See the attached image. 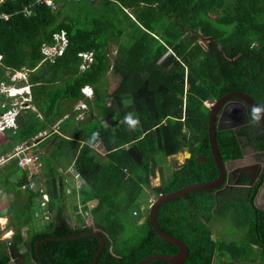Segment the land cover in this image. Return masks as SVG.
Instances as JSON below:
<instances>
[{"label": "trees", "instance_id": "obj_1", "mask_svg": "<svg viewBox=\"0 0 264 264\" xmlns=\"http://www.w3.org/2000/svg\"><path fill=\"white\" fill-rule=\"evenodd\" d=\"M34 1H0V14H8L7 20L0 19V84H9L4 72L22 69L30 70L28 81L35 83L29 107L20 111L16 128L5 130L0 138V156L24 143L36 153L35 146H44L45 153L52 148L53 157L70 149L68 144L62 147L65 139H55L52 131L49 138L33 143L82 100L81 88L90 86L93 97L84 100V117L95 120L94 124L87 129L74 127L70 138L83 133L90 145L99 141L105 151L103 159H98L96 152H80L73 161L90 187L83 189L80 201L83 207L90 200L97 201L91 212L97 219L92 227L72 228L67 223L60 203L65 200L66 184L57 170L67 166L62 161L53 167L43 155L41 175L47 177L44 192L48 201L42 208L51 222L32 233V221L44 218L36 216L42 211L41 188L22 191L28 174L17 167L16 159H10L0 167V185L6 193H13L7 213L8 227L14 232L9 247L0 241V264H12L10 257L26 264L30 259L36 264H91L100 247L98 238H60L91 233L93 227L104 241L95 264H138L149 256L176 254L177 248L152 230L148 217L139 225L144 228L140 241L120 252L121 244L119 248L115 242L124 231L122 218L127 211L137 225L141 218L138 200L145 197L144 189L158 197L216 179L207 138L209 109L204 102L237 91L264 105V0H60L54 13ZM59 34H64L67 43L62 54L45 60L41 47L54 46ZM109 45L116 48L113 59L108 55ZM158 49L168 51L163 59L158 57ZM86 53L92 61L83 65ZM109 71L119 78L112 93L107 92ZM124 101L130 104L123 106ZM9 108L6 105L0 112ZM74 114L58 124L63 135ZM129 115L134 123L126 122ZM110 118L120 121V126L104 127L102 122ZM215 137L223 162L242 156L236 131L216 132ZM183 149L190 156L174 171L171 181L151 187L160 162ZM12 176L19 181L11 183ZM221 187L218 194L216 190L192 191L165 202L156 212V224L187 246L182 264H212L215 257L229 250L236 251L235 258L240 255L232 242L225 244L212 237L210 221L223 209L243 205L249 242L241 250L255 251L254 259L264 264V210L249 201L257 187L250 198L242 188ZM126 189L129 193L121 210L108 209L106 201L116 203ZM25 227L23 240L21 230ZM46 238L58 240L39 243L35 250V244ZM23 245L26 249L20 254L18 248Z\"/></svg>", "mask_w": 264, "mask_h": 264}, {"label": "rangeland", "instance_id": "obj_2", "mask_svg": "<svg viewBox=\"0 0 264 264\" xmlns=\"http://www.w3.org/2000/svg\"><path fill=\"white\" fill-rule=\"evenodd\" d=\"M157 6H159L158 3L156 4V7ZM56 37L58 38V36H56ZM199 43L202 46H205V41H200ZM115 49L116 48H115L114 45H109L108 46V55H110V58H112V59L115 56L114 55L115 54ZM167 52L168 51L163 52L161 49H158L157 50V55H158L159 58L163 59ZM49 53H51V51H49ZM50 58H51V56H50ZM82 62H83L84 65L87 64L85 61H82ZM81 69H82V67H81ZM4 76L6 78H8V80H11V74L8 71L4 72ZM107 78H108L107 79L108 80L107 92L108 93H112L115 90V88L117 87L118 83H119V78L114 77L110 73V71L107 74ZM26 80H29V79H26ZM22 83H25V81H22ZM15 85L16 86H20L21 84L18 83V85L17 84H15ZM13 90H12V92L14 93ZM19 101H20L19 98H15L13 100V102H19ZM90 101H92V100H90ZM127 104L129 105L130 101H126V102L124 101L123 106H128ZM204 104H205L206 107L210 106L208 101L205 102ZM78 106H79V103L77 101L72 106V110L69 111L67 114L69 115V114H72L73 112H80V111H77V109H76ZM80 116L81 115H79L77 119H79ZM73 119H75V121H76L75 117ZM96 119H100V118L97 117ZM112 119L113 118H111V120ZM79 120H81V119H79ZM111 120L103 121L102 125L104 127H107L108 124L109 125L111 124L112 126H114L116 124L115 126L118 127V124L115 123V122H111ZM94 121L95 120H93V119L90 120L88 117L87 118L85 117L83 120H81L80 123H83L82 125L84 127H89L90 125L94 124ZM68 125L69 126L65 130H70V125H71L70 122L68 123ZM48 129H50V128H48ZM0 137H1V135H0ZM86 139H87V137H86ZM43 148H44V146L43 147L35 146L34 147V151H42ZM45 151H46V148H45ZM182 151H186V149H183ZM73 152H76V151L73 149ZM100 152L104 153L105 151L102 150V148H100V150H98V152H96V154H98ZM62 153H65V151L64 152H60L61 156L63 157ZM53 154L55 155L56 153L53 151ZM53 154H52V148H49L48 152L45 154V158H46L47 162H51V165L52 164L54 165L53 167H56L58 162L65 161L64 157L63 158H61V157L57 158V156L60 155V154L56 155V157H53ZM76 154H77V152H76ZM177 156L179 157V155H177ZM100 158H102V155L99 157V159ZM163 162H166V160H162L160 162L161 167L159 168V171L161 170L163 172L164 171L170 172V170H168L169 165H167V164H166L167 166L162 165ZM40 173H42V172H40ZM153 178H151V181H150L151 187L159 186V185H157L156 182H154ZM46 179H47L46 176H44L43 178L39 177V178H37V180L34 179V183L37 186L36 188L39 187L41 189H44V187H46V183H45ZM58 179H59V177H58ZM154 198H156V196ZM138 201H139L138 210H139L140 217L141 218L142 217L146 218L148 216V212H149L148 203L145 202V201L141 203V200H138ZM108 202H109V200H108ZM60 203L62 204V208L64 210L63 216L68 219V222L71 221L72 224H76L75 219L77 221H79V222H84L86 220V218H88V216H86V212L84 213L85 215H83L84 208H82V207H80V212H77L76 215L74 216L73 210L76 208L75 205H77L75 200H69V199H67L66 201L61 200ZM107 205L110 206L109 203ZM229 209L230 210L223 209V210H221V213H224V214L228 213V214L232 215V217L228 216L227 218L225 217V218H222V219H219L218 221H216V219H218V218H220L222 216V215H216L214 217L215 219L212 220V222H211L212 237L213 238L215 237L216 240L220 239L221 242L225 243V244H227L228 242H232V244L238 248V252H239V255H240L238 257L239 258H243V259H245V257H246L251 262L252 259H254V256L256 254L255 251H251L249 248H248V251H242L241 250V247H244L246 245L248 246V242H249V237L245 234V231H246V230H244L245 226L241 225V221L243 220V217H244V215H243L244 214L243 213L244 208H242L240 206H236L234 208H229ZM39 210H40V208H39ZM104 211L106 212L105 208H104ZM65 212H66V215H65ZM127 213L128 212L126 211L124 213L123 218H122L124 231H123L122 235L119 236L117 241L115 242L117 246H118V244H121V248H120V246H118L120 248L119 249L120 252H125V251L127 252L131 246L136 245L140 241V239L142 237V234H143V230H144V228L142 226H139L138 224L135 225L133 223L134 222L133 217L130 216L129 214H127ZM0 214L3 215V213H1V212H0ZM5 220H6L7 224H8V219L7 218H5V219L4 218H0V223L4 224ZM49 222H51V219H49V220H44L42 218H40L39 220L34 219L32 221V224H31L32 225V228H31L32 233L35 232L36 230L44 229L45 226L49 224ZM95 231H97V230H95ZM234 252H236V251H234V250L226 251L224 256L227 258V262H231V258L236 259V261L239 259V258H235L234 257L235 255L232 256Z\"/></svg>", "mask_w": 264, "mask_h": 264}, {"label": "crops", "instance_id": "obj_3", "mask_svg": "<svg viewBox=\"0 0 264 264\" xmlns=\"http://www.w3.org/2000/svg\"><path fill=\"white\" fill-rule=\"evenodd\" d=\"M1 2H3V0H0ZM115 55V54H114ZM1 99V101L2 102H4V103H6L7 104V102L6 101H4L2 98H0ZM207 102V101H206ZM205 103V102H204ZM82 114H80L79 112L78 113H75L74 114V117L76 118V121H75V119H73V121H72V123H71V125H70V130H66L65 131V135H63L62 133H60L59 131H57L55 134H56V137H54L55 139L58 137V136H60V137H62V138H64L65 140H64V143H62V147H66V145L68 144L71 148L70 149H67L66 151H65V153H62V155H63V157H64V160L65 161H63V163H62V165L63 166H67L65 169H63V167L62 166H60V167H58L57 168V170H58V172H59V176H62V174L61 173H66V172H68L69 173V168H70V165L72 164V161L75 159V158H77V156H78V154L80 153V152H83V153H87V152H98V150H100V148H102L101 147V142H99V141H96L94 144H92V145H90L88 142H87V139H86V135L85 134H83V133H80L79 135H78V137H74V138H70V135L73 133V128L74 127H81L82 129H87V128H89V127H84L82 124L83 123H80L81 122V120H79V119H77L78 118V116H79V114L81 115V117H84L87 113H84L83 111L81 112ZM85 118V117H84ZM83 118V119H84ZM87 118V117H86ZM82 119V120H83ZM109 120H111V118L110 119H107V121H109ZM62 121V120H61ZM106 121V120H105ZM111 122H115V123H117L118 124V127L120 126V124H121V122L120 121H115L114 119H112L111 120ZM120 123V124H119ZM116 125V124H115ZM112 126L111 124L109 125L108 124V128H110V129H115V128H118V127H116V126ZM54 141V140H53ZM98 144V145H97ZM73 149L77 152V154H76V152H73ZM103 150V149H102ZM45 151V149H43L42 151H37V153H39V162H40V167H39V171L41 172V170H42V167H43V164L41 163V161H40V157L41 156H43V155H45L46 153V151ZM45 153V154H44ZM97 155V157H98V159H99V157L102 155V158H100V159H103L104 158V156H105V152L103 153V152H100V153H98V154H96ZM177 155H179V157L177 156ZM189 156H190V154L187 152V150L186 151H182L181 153L179 152V153H177L176 155H173V156H170V157H167L165 160H166V162H163L162 163V165H165V166H167V165H169V167H168V170H170V172H166V171H161L162 173H159V171H158V169H156L155 170V174H154V178H153V180H154V182H156L157 183V185H159V186H162V184L163 183H167V182H170L171 181V179H172V177H173V173H174V171L175 170H177L181 165H183L184 164V162H185V160L186 159H188L189 158ZM62 156H61V158H63ZM14 159V158H13ZM10 160V159H9ZM7 162V161H6ZM6 162H3L2 164H0V167L2 166V165H4V164H6ZM167 164V165H166ZM45 166V165H44ZM44 169V168H43ZM124 172H125V170H123ZM40 172H38L39 174L38 175H34V176H40ZM34 176L32 177V180H33V182H34ZM41 178H43V176L41 175ZM14 180H16V181H14ZM19 181V179L17 178V177H14V176H12L11 178H10V182L11 183H17ZM63 183L64 184H66L65 185V200L64 201H66L67 199H69V200H75L76 201V204L77 205H75L76 206V208L73 210V214H74V216L76 215V213L77 212H80V207H82V208H84V212H83V215H85L84 213L86 212V216H88V218H86V220L84 221V222H79V221H77L76 219H75V221H76V224H72L71 223V221L70 222H68V219L67 218H65L66 219V221H67V223L72 227V228H77V227H83V226H87V227H92L93 226V224H94V222H95V220L97 219V218H95L94 217V213L92 214L91 212H92V210L96 207V204H97V201L96 200H90V201H88V202H86V206L85 207H83V205H82V203H81V201H80V196H81V193H82V191H83V189H85V190H87V189H90V187L88 188V187H86V185H85V183H84V181H81L80 183H78L77 185H73L72 184V181H71V183L69 184V183H66L64 180H63ZM156 185V184H155ZM89 186V185H88ZM157 187V186H156ZM163 187L164 188H167L165 185H163ZM35 188H36V185H35ZM238 188V187H237ZM0 189H2L3 190V187H1V185H0ZM37 189V188H36ZM243 189V188H242ZM245 192H243V193H246V189H243ZM23 191V190H22ZM128 193H129V190H127L126 189V191L123 193V195H122V197H120V199L116 202V203H114V202H111L110 200H109V202H108V200L106 201L107 202V204L109 203V205L110 206H108L107 205V208H110V209H112L114 212H119L120 210H121V208L123 207V205H124V203H125V201H126V198H127V195H128ZM144 193H145V197H141V198H139V200H141V203L142 202H147L149 199H152V197H155L154 196V194L151 192V191H149V190H146V189H144ZM264 193V189L261 191V193H260V195L258 196V198L256 199V204L260 207V208H262L263 210H264V197H262V194ZM247 196V195H246ZM13 193L11 192V193H6L5 192V198H3L1 201H0V212L1 213H3V215L2 214H0V218H9V215H8V213H7V209L9 208V205H10V203H12L13 201ZM41 207V206H40ZM240 207H243V205H240ZM42 208V207H41ZM40 208V209H41ZM42 211L40 212V213H36V216H41L40 214H42L43 215V219L44 220H49V219H51V218H49L50 217V215H48L47 216V211L46 210H44V208H42L41 209ZM63 212H64V210H63ZM98 212H101L100 210L98 211ZM97 212V213H98ZM214 213H215V211H214ZM220 215H222L220 218H218V219H216V221H218L219 219H222V218H227L228 216H230L231 217V215L230 214H228V213H219ZM65 215H66V212H65ZM225 215V216H224ZM51 216H55L54 214L53 215H51ZM215 217V216H214ZM95 218V219H94ZM244 218V217H243ZM40 219V218H39ZM215 218H213L212 220H214ZM144 220H145V217H142V218H140V220H138L137 221V224L138 225H140V224H142L143 222H144ZM211 222L212 221H210V226H211ZM214 223V222H213ZM3 225V224H2ZM241 225H244L245 227H244V230H246V228H247V226L243 223V220L241 221ZM240 225V226H241ZM94 228V231L95 230H98V229H96L95 227H93ZM5 229L7 230H11V232H12V236H13V232H14V230L12 229V228H9L8 227V224H7V222H6V225H5ZM26 230H27V228L25 227V228H22V230H21V232L22 233H25V235H26ZM1 232V231H0ZM3 232V231H2ZM211 232H212V229H211ZM24 238V237H23ZM23 240H26V238H24ZM252 248H258V247H256L255 245H253L252 246ZM19 253L20 254H23L24 253V251H25V246L23 245V246H20L19 248ZM226 252H224V254H225ZM224 254H222V255H218L217 257H215L214 259H213V263L212 264H262L261 263V261H260V259H252V261L250 262V261H246V260H242V259H238L237 261H236V259H232L231 258V262H227V258L224 256ZM224 256V257H223ZM13 259H14V261L12 262V264H26L25 263V260H20V259H18V258H16V257H12ZM29 264H36L34 261H32L31 259H30V262H29Z\"/></svg>", "mask_w": 264, "mask_h": 264}, {"label": "water", "instance_id": "obj_4", "mask_svg": "<svg viewBox=\"0 0 264 264\" xmlns=\"http://www.w3.org/2000/svg\"><path fill=\"white\" fill-rule=\"evenodd\" d=\"M238 101L242 104H245L250 109L253 106H259L256 102H254L250 97H248L245 94L239 93V92H230L225 94L224 96L220 97L216 101H214L209 106V114H208V121H207V138H208V144L210 148V153L215 165V168L217 170V177L214 181L211 182H203V183H196L188 185L184 188H181L179 190L170 192L168 194H160L157 199L153 202L152 206L149 208L148 212V221L150 224V227L152 230L165 242L172 244L177 248V253L172 256L167 255H153L149 256L143 260H141L138 264H147L151 261H162L169 264H182L188 255V249L187 246L179 239L172 237L165 232H163L155 221V215L158 210V208L164 204L165 202L181 197L182 195L192 192V191H202V190H216L215 194L219 193V188L222 186V184L226 181V176L228 174V171L225 167L224 162L221 160L220 155L218 153L217 143H216V132H222L226 130H231L236 127H240L244 122H237V120H244L245 122H248L246 114H240L236 115L234 112H229L226 110V105H231L230 102ZM222 110L220 111V109ZM220 111V112H219ZM260 120L259 122L262 124L264 129V112L262 111L260 113ZM79 237H95L98 238L100 241V247L96 251L93 261L91 264H95L96 260L103 248L104 241L101 238L100 234L97 231H92L91 233H84L79 234L75 236H69L66 238H60V240H71ZM49 239H55L56 238H46L41 241H38L35 244V250L39 243L45 242Z\"/></svg>", "mask_w": 264, "mask_h": 264}, {"label": "flooded vegetation", "instance_id": "obj_5", "mask_svg": "<svg viewBox=\"0 0 264 264\" xmlns=\"http://www.w3.org/2000/svg\"><path fill=\"white\" fill-rule=\"evenodd\" d=\"M253 101L258 104L257 101ZM230 103L231 105L225 106L226 110L234 112L236 115L246 114L248 122L237 120L238 123H244L240 127L231 129L236 131L239 140L238 145L243 149V152L240 158L224 162L228 174L226 176V181L222 184L221 188L238 187L246 189V195L250 198L254 188L257 187L256 193L249 199V201L256 209L263 210L256 204V199L264 189V147L261 148V146L264 145V129L259 121L254 122L250 118L251 109L248 106L236 100ZM258 105L264 107V105ZM221 110L222 108L220 111ZM221 190L222 189L219 190V193ZM262 197H264V193L262 194Z\"/></svg>", "mask_w": 264, "mask_h": 264}, {"label": "clouds", "instance_id": "obj_6", "mask_svg": "<svg viewBox=\"0 0 264 264\" xmlns=\"http://www.w3.org/2000/svg\"><path fill=\"white\" fill-rule=\"evenodd\" d=\"M38 0H35L34 1V5H42V6H45L47 7L52 13L56 12L57 9H58V5L60 4V0H47L49 2H53L54 5H55V9L54 10H51L50 9V5H48L46 2L44 3H38L37 2ZM68 1H72V0H68ZM95 1V0H94ZM92 1V2H94ZM2 14H5L8 16V14L6 13H2ZM1 15V14H0ZM0 19H3V18H0ZM8 19V18H7ZM5 20V19H4ZM58 36V38L56 37V41H55V45L54 46H42L41 47V51L43 53V58L46 60L48 59H52L54 56H60L62 54V51L64 50L65 46H66V38L64 36V34H59V35H56ZM63 38V39H62ZM65 40V41H63ZM209 41V40H208ZM207 45V41H205V46ZM53 49V51L51 53H49V49ZM51 56V58H50ZM82 58H83V61H85L87 64H89L91 61H92V58H91V54L90 53H86V54H83L82 55ZM86 64V65H87ZM84 65V64H83ZM83 68V66H81ZM30 77V70H25V69H22L20 71H15L13 74H11V80H8L9 81V84H5V83H1L5 86L6 88V91L4 93L1 94L0 98L4 97V101H6V99L9 100V102H7V105L10 106L9 109L7 110H14V122H15V128L17 126V117L20 113L21 110L23 109H27L29 107L28 103H29V100H30V90H31V87L33 85H35V83L32 85L29 83L28 79ZM22 81H25V83H22ZM18 83H20L21 85L20 86H16L15 84L18 85ZM1 84H0V89H1ZM14 89V90H13ZM12 90L14 91V93L12 92ZM80 93L82 95V100L78 101L79 103V106L76 108L77 111H83L84 113H86V104L84 102V100H92V97H93V89L86 85L84 87L81 88L80 90ZM15 98H19L20 101L19 102H13V100ZM11 101V102H10ZM14 104V105H13ZM209 104L211 105L212 102H209ZM30 108L35 111L36 109L34 107H31ZM209 108V106L207 107ZM2 110V109H1ZM0 110V111H1ZM7 110H5L4 112H6ZM85 110V111H84ZM264 111V107H261V106H253L250 110V118L255 122V121H259L260 120V113ZM4 112H0V114L4 113ZM79 112V113H80ZM73 113H78V112H73ZM82 114V113H80ZM79 114V115H80ZM70 114H66L65 116H63L59 121H57V123L55 125H53L51 127V130H46V131H43L41 132L35 139H34V143H33V146L37 145L38 144V140L39 138L41 137H50L51 134H50V131H52V134H55L58 129H57V126L58 124L61 122V120L63 121L64 119H66L67 117H69ZM79 119H83V117L80 116ZM126 119V122L128 123H134L132 120H131V116L129 115L128 117L125 118ZM13 127V125H10V126H6L4 127V129L2 130V134L5 130H8V129H15ZM2 134L0 133V135L2 136ZM1 138V137H0ZM29 151H30V147H29ZM30 153H36V152H31ZM36 154H39V153H36ZM13 159V158H12ZM74 161V160H73ZM72 161V164L70 165V168H74V162ZM68 169L69 170V173L66 172V173H61L62 174V177H63V180L66 182V183H71L72 181V184L73 185H77L78 183H80L81 181H83L80 173L75 169L74 172H71L70 170L71 169ZM154 198V197H152ZM157 199V197H156ZM148 203V201H147ZM46 204V203H45ZM150 208V207H149ZM23 234V233H22ZM25 234V233H24ZM12 237V236H11ZM23 237V236H22ZM11 240V239H10ZM0 241H5L4 239H0ZM7 245V244H6Z\"/></svg>", "mask_w": 264, "mask_h": 264}, {"label": "built area", "instance_id": "obj_7", "mask_svg": "<svg viewBox=\"0 0 264 264\" xmlns=\"http://www.w3.org/2000/svg\"><path fill=\"white\" fill-rule=\"evenodd\" d=\"M72 1H79V0H72ZM90 1H94V0H90ZM38 3H44L46 2L48 5H50V9L54 10L55 9V5L52 2H49L47 0H38ZM0 18H3L5 20H7L8 16L5 14H1ZM63 39V38H62ZM65 41V40H63ZM49 51H53V49H49ZM6 91V88L3 84H1V89H0V96L2 93H4ZM6 103L2 102L0 99V110L6 107ZM14 105V104H13ZM13 125V127L15 128V122H14V110H7L6 112L0 114V133L2 134V130L4 129V127L6 126H10ZM16 159V164L17 167L22 170L25 171L28 174V177L26 179V184H23L20 189L24 190L26 188H28L29 190L35 191V183L32 180V177L34 175H38L40 172L39 171V167H40V162H39V154L36 153H30L29 151V146L24 143L21 145H17L16 147L13 148L12 152L10 154H7L5 156H0V164H2L3 162L8 161L9 159ZM71 172H74L75 169L72 167L70 168ZM15 181V180H14ZM41 192V203L40 206L43 207L45 206V203L48 201V195L44 192V189L39 190ZM5 198V191L0 189V201ZM156 200V198H152L148 200V207H151L153 202ZM136 213H134L135 215ZM5 225H6V220L5 223L3 225H0V238L6 240V244L7 247H9L11 245V236H12V232L9 229H5ZM3 231V232H2ZM22 236L24 238H26V235L23 233ZM14 261V259L12 257H10V262L12 263Z\"/></svg>", "mask_w": 264, "mask_h": 264}, {"label": "bare ground", "instance_id": "obj_8", "mask_svg": "<svg viewBox=\"0 0 264 264\" xmlns=\"http://www.w3.org/2000/svg\"><path fill=\"white\" fill-rule=\"evenodd\" d=\"M156 215H157V213H156ZM3 221H4V220H3ZM3 221H2V222H3ZM0 224L2 225V223H0Z\"/></svg>", "mask_w": 264, "mask_h": 264}]
</instances>
